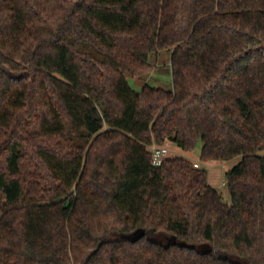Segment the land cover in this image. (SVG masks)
<instances>
[{"label":"trees","instance_id":"1","mask_svg":"<svg viewBox=\"0 0 264 264\" xmlns=\"http://www.w3.org/2000/svg\"><path fill=\"white\" fill-rule=\"evenodd\" d=\"M0 264H264V0H0Z\"/></svg>","mask_w":264,"mask_h":264},{"label":"rangeland","instance_id":"2","mask_svg":"<svg viewBox=\"0 0 264 264\" xmlns=\"http://www.w3.org/2000/svg\"><path fill=\"white\" fill-rule=\"evenodd\" d=\"M96 55V54H95ZM152 70L151 72L146 76L145 82L156 86V87H162L165 89H171L172 88V74H171V68H170V56L167 53H160L157 56L152 57ZM145 82L137 81L133 78H129L130 85L137 91H140L142 89V86ZM169 147V156H179L184 157L185 159H188L191 163H200V168L198 169H205L209 174V183L211 186L216 188L218 191H220L225 200L229 201V194H228V188L226 186V172L233 167L239 159L234 160L230 163H224V162H203L200 160V151H201V144L197 146L194 152L192 153H186L182 152L180 149H178L175 145L168 142L166 143ZM225 183V185H224ZM155 238L159 240L161 243H167L168 238L163 235H156Z\"/></svg>","mask_w":264,"mask_h":264},{"label":"built area","instance_id":"3","mask_svg":"<svg viewBox=\"0 0 264 264\" xmlns=\"http://www.w3.org/2000/svg\"><path fill=\"white\" fill-rule=\"evenodd\" d=\"M149 149L152 155V165L155 167L161 166L163 161L169 156L170 153L168 145L157 146L153 144L149 147ZM194 167L197 169L200 168V163L196 162Z\"/></svg>","mask_w":264,"mask_h":264}]
</instances>
